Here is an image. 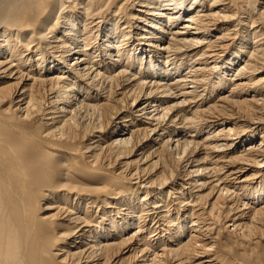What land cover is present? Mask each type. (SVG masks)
<instances>
[{
	"label": "bare ground",
	"instance_id": "obj_1",
	"mask_svg": "<svg viewBox=\"0 0 264 264\" xmlns=\"http://www.w3.org/2000/svg\"><path fill=\"white\" fill-rule=\"evenodd\" d=\"M0 264H264V0H0Z\"/></svg>",
	"mask_w": 264,
	"mask_h": 264
}]
</instances>
